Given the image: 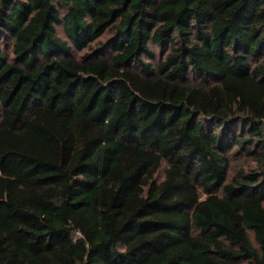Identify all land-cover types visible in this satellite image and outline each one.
Wrapping results in <instances>:
<instances>
[{
	"label": "trees",
	"instance_id": "trees-1",
	"mask_svg": "<svg viewBox=\"0 0 264 264\" xmlns=\"http://www.w3.org/2000/svg\"><path fill=\"white\" fill-rule=\"evenodd\" d=\"M0 264H264V0H0Z\"/></svg>",
	"mask_w": 264,
	"mask_h": 264
},
{
	"label": "rangeland",
	"instance_id": "rangeland-1",
	"mask_svg": "<svg viewBox=\"0 0 264 264\" xmlns=\"http://www.w3.org/2000/svg\"><path fill=\"white\" fill-rule=\"evenodd\" d=\"M60 33H61V31H60ZM242 161H243V158H239V159L235 160V162L233 163V169L234 168L236 169L238 166H243ZM159 174H161V172ZM250 238L253 241V238H252L251 234H250Z\"/></svg>",
	"mask_w": 264,
	"mask_h": 264
}]
</instances>
